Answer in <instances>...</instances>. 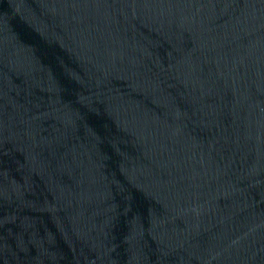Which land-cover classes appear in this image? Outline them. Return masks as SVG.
<instances>
[{"label": "water", "instance_id": "water-1", "mask_svg": "<svg viewBox=\"0 0 264 264\" xmlns=\"http://www.w3.org/2000/svg\"><path fill=\"white\" fill-rule=\"evenodd\" d=\"M0 264H264V0H0Z\"/></svg>", "mask_w": 264, "mask_h": 264}]
</instances>
